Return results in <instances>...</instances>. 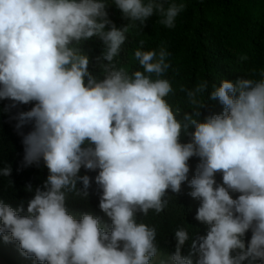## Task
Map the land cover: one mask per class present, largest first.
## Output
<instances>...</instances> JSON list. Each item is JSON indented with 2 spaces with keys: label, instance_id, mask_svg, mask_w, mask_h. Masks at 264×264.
Segmentation results:
<instances>
[{
  "label": "clouds",
  "instance_id": "obj_1",
  "mask_svg": "<svg viewBox=\"0 0 264 264\" xmlns=\"http://www.w3.org/2000/svg\"><path fill=\"white\" fill-rule=\"evenodd\" d=\"M114 3L132 22L143 26L156 14L168 28L185 7L166 6V0ZM105 8L103 0H0V100H11L12 107L35 102L14 117L15 127L25 166L42 160L49 171L43 189L17 209L0 200V237L18 242L22 254L39 264H151L157 230L137 222L136 213L159 214L168 204L167 190L179 193L187 181L189 194L201 201L195 219L210 230L182 256L189 231L177 228L172 264H193L194 254L197 264H264V71L259 80L213 85L208 98L224 110L201 121L208 81L180 87L189 112L166 99L174 89L164 78L171 66L164 46L145 51L141 40L134 58L142 70L117 67L114 58L134 24L116 28ZM93 36L105 46L97 57L108 62L100 63L103 80L89 72V57L77 46ZM26 124L32 130L24 134ZM182 132L189 142H180ZM192 157L200 163L189 181ZM81 167L99 169V207L112 221L110 231L99 217L77 220L68 212L67 192L81 201L92 191L90 177L78 175ZM0 175L10 176L11 167ZM229 190L241 194L233 199ZM25 203L27 214L20 215Z\"/></svg>",
  "mask_w": 264,
  "mask_h": 264
},
{
  "label": "trees",
  "instance_id": "obj_2",
  "mask_svg": "<svg viewBox=\"0 0 264 264\" xmlns=\"http://www.w3.org/2000/svg\"><path fill=\"white\" fill-rule=\"evenodd\" d=\"M103 2L106 5L107 18L116 28L123 29L129 24H134L125 34L126 40L113 63L117 67H124L129 73L142 70L134 58L135 50L140 47L139 42L144 41L145 51H158L164 46L170 54L168 61L171 65L164 78L170 80L174 89V95L166 97L170 103L175 106L179 102L182 110L190 112L187 97L180 91V87L192 89L199 82L208 81V90L201 96L206 100L205 106L200 109L201 121L206 117L222 114L224 110L218 99L208 98L213 85L219 86L224 79L232 82L241 78L261 79L260 72L264 71V0H166V6L168 3L185 5L183 11L176 17L173 28L160 24V18L156 14L149 17L142 26L139 21L132 22L126 17L115 5L114 0ZM77 46L89 57V72L97 80H103L104 72L100 63L108 62L97 61V57H101L105 50L103 42L93 36L88 40H82ZM242 56H246L247 59L241 60ZM253 69L256 70L255 75L252 74ZM12 103L8 99L0 100V169L5 166L11 167L10 176L0 175V200L17 209L21 201L27 202L33 198L37 187L43 189L49 171L42 160L39 164L25 166L22 136L15 127L18 121L14 117L19 112L31 110L35 102L18 104L16 107H12ZM31 130V124H26L20 129L24 134ZM189 141L190 137L182 132L180 142ZM199 163V157L189 159V181L196 175ZM98 173L99 169L93 171L81 167L78 175L90 177V186L87 190L92 191L85 198L82 197L81 201L77 199L76 192H67L66 207L77 220L81 219L83 214L99 217L101 226L110 231L112 221L99 207L102 188L95 182ZM214 178L217 185L223 184L221 172H217ZM28 185H31L32 191L27 190ZM78 186H83L82 182H79ZM191 191L192 188L185 181L179 193L167 190L168 204L159 214L154 210H150L146 216L140 212L136 213L137 222L154 226L157 230L158 252L151 264H160V261H156L158 256L164 258L165 264H172L165 258H171L175 253L177 228L184 227L189 231L190 239L182 248V256H188L192 240L206 237L210 230L209 225L195 219L201 201L193 198L189 194ZM229 194L236 199L241 193L229 190ZM26 214L27 203L20 215ZM251 236V230L245 233L246 245L250 242ZM198 258V254L192 256L193 264H197ZM0 259L5 264H39L34 257L22 254L18 242L6 243L2 237Z\"/></svg>",
  "mask_w": 264,
  "mask_h": 264
},
{
  "label": "rangeland",
  "instance_id": "obj_3",
  "mask_svg": "<svg viewBox=\"0 0 264 264\" xmlns=\"http://www.w3.org/2000/svg\"><path fill=\"white\" fill-rule=\"evenodd\" d=\"M165 260L167 261V262H170L171 261V259L170 258H165ZM156 261H164V258L162 257V256H158L157 258H156ZM172 262V261H171ZM0 264H5V262L2 260V259H0Z\"/></svg>",
  "mask_w": 264,
  "mask_h": 264
}]
</instances>
